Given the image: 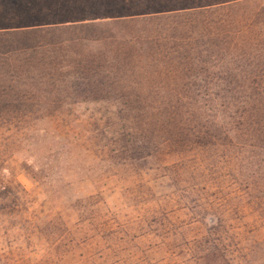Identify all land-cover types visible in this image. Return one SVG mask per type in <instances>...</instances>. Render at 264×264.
I'll list each match as a JSON object with an SVG mask.
<instances>
[{
  "label": "rangeland",
  "instance_id": "rangeland-1",
  "mask_svg": "<svg viewBox=\"0 0 264 264\" xmlns=\"http://www.w3.org/2000/svg\"><path fill=\"white\" fill-rule=\"evenodd\" d=\"M147 1L0 0V264H264L263 1L170 61Z\"/></svg>",
  "mask_w": 264,
  "mask_h": 264
},
{
  "label": "trees",
  "instance_id": "trees-1",
  "mask_svg": "<svg viewBox=\"0 0 264 264\" xmlns=\"http://www.w3.org/2000/svg\"><path fill=\"white\" fill-rule=\"evenodd\" d=\"M229 1L232 2L227 3ZM233 2L236 3L237 0H224L222 6L219 5L221 3L217 2V0H149L142 5H138L137 3H133L134 5H119V7L111 11L112 15L116 18L110 19L111 22L109 24L129 25L130 28L137 29V31L140 30L143 33L146 29V32H148L145 36L137 37L141 39L145 38V43L152 49V52L157 48L158 51L152 54L155 57L161 55L160 61H164V59L170 61L172 58L180 60V56L182 58H188L195 49L199 52L209 50L211 54L213 52L217 54V48L219 52L222 50V48H220L221 44L218 43L191 46V44L185 43L183 39L181 43H177L176 41L172 44H165L163 43L164 41L158 29L162 26L164 27L166 25L164 22L167 23V20H169L171 23L169 26L171 38L176 37L175 33L179 29L184 30L186 34L187 32L189 34H198V27L201 26L203 27L202 30L207 31L208 35L231 33L236 29L230 26H228V29L224 28L219 18L222 13L219 11L224 8V6H228ZM102 14V17H99L101 19L112 17L106 13ZM212 14L217 20L209 19V16ZM198 23H201V25L198 26ZM171 29L173 30L171 31ZM236 32H239V30H236ZM133 41L134 38L127 39V43L132 44L134 43ZM132 49L133 48L129 46L130 52L134 55ZM139 53L140 52H137V54Z\"/></svg>",
  "mask_w": 264,
  "mask_h": 264
},
{
  "label": "crops",
  "instance_id": "crops-1",
  "mask_svg": "<svg viewBox=\"0 0 264 264\" xmlns=\"http://www.w3.org/2000/svg\"><path fill=\"white\" fill-rule=\"evenodd\" d=\"M237 1H243V0H237ZM262 1H263V4H264V0H262ZM230 2H232V1H229L227 3H230ZM223 3H224V1H223Z\"/></svg>",
  "mask_w": 264,
  "mask_h": 264
}]
</instances>
